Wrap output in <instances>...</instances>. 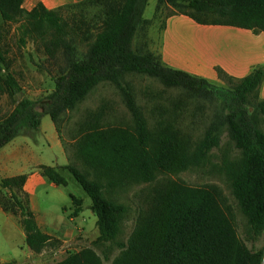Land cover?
I'll return each instance as SVG.
<instances>
[{
	"label": "trees",
	"instance_id": "16d2710c",
	"mask_svg": "<svg viewBox=\"0 0 264 264\" xmlns=\"http://www.w3.org/2000/svg\"><path fill=\"white\" fill-rule=\"evenodd\" d=\"M24 1L0 0L3 24L24 16L26 34L41 33L48 26L54 32L51 44L62 48L64 65L54 78L51 92L37 99L16 100L22 88L12 73L3 71L6 58L0 48V95L7 94L15 101L10 113L2 114L0 110V150L16 137L41 133L46 115L57 124L63 114L75 109L104 81L120 88L133 117V124L128 126L104 122V106L79 124L73 154L83 167L73 163L63 167L91 199L99 230L95 244L105 247L104 257L85 248L55 264H107L114 247L120 251L109 264H262L263 250L255 244L264 235V99L259 95L264 65L239 79L218 70L220 77L230 82L228 87L166 65L159 53L135 45L150 0L78 2L100 9L93 35H89L90 29H82L83 39H93L78 55L75 40L69 37L70 24L59 9H48L39 2L26 10ZM163 4L180 7L178 13L202 24L264 32V0H157V10ZM78 29L81 31V26ZM129 73L156 77L166 88H180L190 98L216 100L218 107L203 136L194 139L191 132L177 124L175 113L150 125L133 92L124 85ZM180 107L176 105L175 110ZM223 132L241 150L234 159L225 158L221 170L246 219V238L238 234L235 217L219 186H189L167 179L143 192L144 205L133 231L126 242L118 240L131 210L117 201L118 192L156 181L162 174L201 166L209 152L220 145ZM60 168L39 166L50 181L67 186ZM26 179V174L0 179V204L21 218L26 245L40 252L53 237L38 225L29 199L26 204L19 197V193H25ZM6 189L10 198L4 193ZM70 197L73 214L77 215L84 200L72 193Z\"/></svg>",
	"mask_w": 264,
	"mask_h": 264
},
{
	"label": "rangeland",
	"instance_id": "374dc122",
	"mask_svg": "<svg viewBox=\"0 0 264 264\" xmlns=\"http://www.w3.org/2000/svg\"><path fill=\"white\" fill-rule=\"evenodd\" d=\"M78 2L67 3L56 9H59L62 17L69 22V37L75 40L74 45L78 55H82L93 39V37L89 40L83 39L82 29L84 31L90 29L89 35H93L96 15L100 9L97 6L81 5ZM178 11H180V7L168 4H163L161 9L157 10V0H150L144 13L146 21L138 31L135 40L136 47L141 50L157 49L166 17L178 13ZM81 21L86 23H81ZM25 25L24 16L6 25L3 24L0 17V48L6 58L3 71L12 73L22 88L16 95V100L23 97L37 99L51 92L55 86L54 78L58 74L60 66L64 65L62 48H56L51 44L53 30L45 26L41 33L32 32L26 34L24 33ZM79 26H81V31L78 29ZM124 85L133 92L137 104L141 107L150 125L175 113L178 117L177 124L191 132L194 139L203 136L204 130L211 122L213 114L218 107L216 100L190 98L180 88H166L158 78L143 73L127 74L124 77ZM175 104L181 107L175 110ZM14 105L15 101L8 97L7 94H4L3 108L10 110ZM104 106L106 112L103 119L104 122L125 126L133 124V117L125 105L122 91L117 85L105 81L98 84L75 109L63 114L57 124L52 121L49 115L43 117L42 120L45 127L46 122H50L51 126L54 124L56 127L68 157L66 164L73 163L83 167L73 154V144L77 139L79 124L91 113ZM41 134L42 131L39 134L30 133L29 135L33 139H38L42 137ZM44 142L47 148V142L45 140ZM50 151L53 153L52 150ZM240 153L241 150L235 147L228 133L223 132L220 145L209 152L205 163L201 166L192 167L176 174H162L156 181L134 185L124 192H118L117 201L131 207L118 240L126 242L133 231L139 209L144 205L143 192L153 188L159 181L167 179L182 182L189 186H219L227 198V204L235 217L238 234L245 239L246 219L241 213L239 205L233 197L221 170L225 158L234 159ZM59 172L66 177L68 185L60 186L58 189L48 187L47 191L42 189L39 192L41 199L44 198L55 203H66L68 210H71L73 203L69 194L73 193L77 197H82L86 205L91 204L90 197L69 170L61 166ZM4 193L10 198L11 193L9 190H4ZM19 197L27 204L29 199L27 193H19ZM77 230V235L71 241L64 243L55 237L40 252L21 249L17 253L16 259L9 264H55L69 254L79 252L85 248H92L104 257L105 247L95 244L99 236L97 224L77 226ZM119 251L117 247H114L109 253L110 260ZM110 260H107L106 263L109 264Z\"/></svg>",
	"mask_w": 264,
	"mask_h": 264
},
{
	"label": "crops",
	"instance_id": "0c3cea01",
	"mask_svg": "<svg viewBox=\"0 0 264 264\" xmlns=\"http://www.w3.org/2000/svg\"><path fill=\"white\" fill-rule=\"evenodd\" d=\"M78 1L25 0L23 7L31 10L42 2L48 9H56ZM154 50L166 65L228 87L231 84L220 77L218 70L239 79L250 74L256 66L264 65V32L256 33L252 29L224 24H202L187 14L175 13L166 17L158 47ZM259 95L264 99V81ZM3 107L4 95H0L1 113L8 114L13 109ZM45 124L46 127L42 120V137L33 139L30 135L19 136L0 150V179L26 174L24 192L28 194L29 205L38 225L53 239L56 237L66 243L77 235V226L96 224L97 216L90 204L86 205L85 202L81 211L74 215L73 207L68 210L66 203L41 199L39 192L42 189H58L60 185L42 175L39 166L61 167L68 162L55 125L51 126L50 122ZM43 139L47 142V148ZM255 247L263 250L264 264V235ZM21 249L31 250L26 245L21 218L7 213L0 204V263L13 262Z\"/></svg>",
	"mask_w": 264,
	"mask_h": 264
}]
</instances>
